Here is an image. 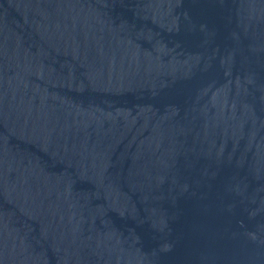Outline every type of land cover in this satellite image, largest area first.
<instances>
[{
    "label": "water",
    "instance_id": "obj_1",
    "mask_svg": "<svg viewBox=\"0 0 264 264\" xmlns=\"http://www.w3.org/2000/svg\"><path fill=\"white\" fill-rule=\"evenodd\" d=\"M0 264H264V0H0Z\"/></svg>",
    "mask_w": 264,
    "mask_h": 264
}]
</instances>
